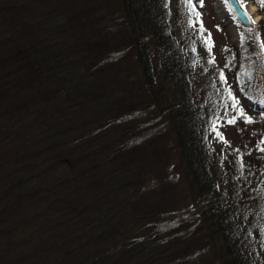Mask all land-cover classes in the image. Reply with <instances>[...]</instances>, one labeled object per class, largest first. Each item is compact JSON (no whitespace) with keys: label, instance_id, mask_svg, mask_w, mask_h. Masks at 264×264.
I'll return each instance as SVG.
<instances>
[{"label":"trees","instance_id":"1","mask_svg":"<svg viewBox=\"0 0 264 264\" xmlns=\"http://www.w3.org/2000/svg\"><path fill=\"white\" fill-rule=\"evenodd\" d=\"M172 1L0 0V264H264V192L205 135Z\"/></svg>","mask_w":264,"mask_h":264},{"label":"rangeland","instance_id":"2","mask_svg":"<svg viewBox=\"0 0 264 264\" xmlns=\"http://www.w3.org/2000/svg\"><path fill=\"white\" fill-rule=\"evenodd\" d=\"M174 1H177L176 7L189 21L190 15L187 14L185 5L181 3V0ZM203 2L204 6L200 7L199 0H193L196 10L201 14L200 19L205 31L201 34L199 24H196L195 27L192 26V33L197 37L193 47L195 49L193 59L196 63L201 61L193 73L192 83H194L193 89L197 95L198 104L204 103V100L210 94L216 97L217 102L214 107H217L218 110L209 112L207 108H204L205 115L202 126L209 129V132L205 134L209 138V142L217 143V151H224L220 155H225L224 153L226 152L232 153L228 160L223 161L225 167L230 169V172L242 174L245 184H248L250 189L257 188L264 192V151H261V148H264V144L260 143L264 141V116H262L264 107L256 103L257 100L264 97V50L258 47V44L264 42L262 36L264 33V8H261L256 0H240L243 5L253 8L251 17L255 21L252 27H244L234 18L233 13L229 11L225 0H203ZM218 4L221 7H217ZM173 8L174 5L171 4V9ZM222 9L228 12L227 18H222ZM252 28L257 31H249ZM175 29L178 33L182 31L179 27H175ZM209 33H211L213 44L210 52L204 43V39ZM241 34L245 37L243 47L241 46ZM213 57L214 62L209 63ZM202 64L207 68V71L209 66L211 77L204 78L205 80L194 79L195 77L203 78L201 73H199L202 70ZM207 71L204 73L207 74ZM242 71H250L252 73L251 80L245 79L243 84L238 78ZM221 72L226 82L220 79ZM128 75L131 81H128L127 84L135 90L138 89L141 85L133 83V79L137 74L132 67ZM125 76L126 72L121 73V79ZM119 87L122 86L117 88ZM228 89L231 90L238 101V107L242 108L248 116L253 118V123H245L242 117L235 124L226 123L227 119L236 115L235 110L231 108L232 101L228 97ZM116 90L119 93L118 89ZM112 93L114 95V92ZM226 105L227 107H225ZM225 113H227V116ZM135 115L137 118L139 117L137 112ZM218 117L219 119H217ZM214 121L218 124L217 130L224 137L223 140L211 130V125ZM158 128L160 131H165L166 123L161 122ZM136 137L133 142H138V139L143 140L145 135ZM169 142L171 141L169 140ZM211 145L215 146V144ZM174 158V153H172L169 159L174 162ZM174 177L173 174H169L166 179ZM155 181L151 185L149 183V187L146 185L149 188L148 190L154 188L161 192V186ZM261 210L263 211V218L259 227L264 229V207ZM252 231L254 233L255 229ZM262 236L264 235L262 234ZM11 238L13 241H17V233L12 234ZM23 262L27 263L25 259H23Z\"/></svg>","mask_w":264,"mask_h":264},{"label":"snow or ice","instance_id":"3","mask_svg":"<svg viewBox=\"0 0 264 264\" xmlns=\"http://www.w3.org/2000/svg\"><path fill=\"white\" fill-rule=\"evenodd\" d=\"M228 2V0H226V3ZM257 4L261 7V8H264V0H256ZM181 3L185 5L186 9H187V14L190 15V20H189V23L191 26L195 27L196 24H199L200 27H199V31L201 32V34L205 31L204 27H203V23L200 19V13L196 10V5L193 3V0H181ZM199 4H200V7H203L204 6V2L203 0H199ZM229 11H233L232 8L229 9ZM241 15L243 16L244 20L251 24L253 23L251 18L248 17L246 14L244 13H241ZM194 18V19H193ZM235 18V17H234ZM249 31H257L256 29L252 28V29H249ZM204 43L208 49V51L210 52L211 51V48L213 46L212 44V41H211V33L208 34V36L204 39ZM245 43V37L243 34H241V46L243 47ZM258 47H260L262 50H264V42L258 44ZM195 49H193L194 51ZM214 62V57L212 58V60L209 61V63H212ZM241 81V83L243 84L244 80L247 79L248 81L251 80L252 78V73L250 71H242L240 74H239V77H238ZM220 79L222 81H225L226 82V79L223 75V73L221 72L220 74ZM243 90V89H242ZM228 92V97L229 99H231L232 103H231V108L233 110H235L236 112V115L232 116L230 119H227L226 120V123L227 124H235L237 122L238 119H240L241 117L243 118L244 122L245 123H248V124H251L253 123V118L248 116L244 110L242 108H239L238 107V101L236 100V98L233 96L232 92L230 89L227 90ZM256 103L260 104L262 107H264V97H262L261 99L257 100ZM227 107V105L225 106ZM225 115L227 116V113H225ZM262 116H264V113H262ZM219 119V117L217 118ZM218 129V124L216 121H214L211 125V130L213 132L216 133V135L221 139L223 140L224 137L222 136V134L217 130ZM226 142V141H225ZM261 144H264V141H261L260 142ZM261 151H264V148H261Z\"/></svg>","mask_w":264,"mask_h":264},{"label":"water","instance_id":"4","mask_svg":"<svg viewBox=\"0 0 264 264\" xmlns=\"http://www.w3.org/2000/svg\"><path fill=\"white\" fill-rule=\"evenodd\" d=\"M227 4L229 5L230 8L233 9V13L235 14L236 18L238 21L243 25L244 27H252L255 23L254 19L250 16L248 10L245 8L244 5H241L239 0H228ZM241 13L246 14L248 17L251 18L252 22L251 24L247 23Z\"/></svg>","mask_w":264,"mask_h":264},{"label":"bare ground","instance_id":"5","mask_svg":"<svg viewBox=\"0 0 264 264\" xmlns=\"http://www.w3.org/2000/svg\"><path fill=\"white\" fill-rule=\"evenodd\" d=\"M217 7H221L220 4L217 5ZM248 12L252 15L253 12H252V9L250 6H246ZM223 10V13H222V18H227L228 17V12L225 10V9H222Z\"/></svg>","mask_w":264,"mask_h":264}]
</instances>
